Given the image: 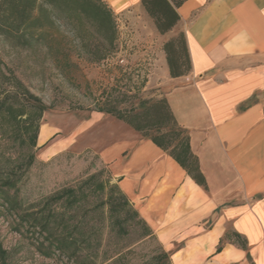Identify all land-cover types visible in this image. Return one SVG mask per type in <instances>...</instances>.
I'll return each instance as SVG.
<instances>
[{
    "label": "rangeland",
    "instance_id": "374dc122",
    "mask_svg": "<svg viewBox=\"0 0 264 264\" xmlns=\"http://www.w3.org/2000/svg\"><path fill=\"white\" fill-rule=\"evenodd\" d=\"M105 1L114 13L117 39L103 60L84 53L66 23L53 29V36L45 33L30 49L0 34V123L7 127L9 112L3 109L8 105L23 113L20 121L37 125L33 160L18 183H6L14 176L5 171L23 148L0 140V264H193L191 251H173L184 238H192L185 234L189 229L181 228L191 215L173 217L172 231L181 234L155 233L95 153L97 145L132 131L106 108L127 110L176 86L167 75L162 52L170 34L156 32L139 0ZM8 153L14 156L11 163ZM70 187H84L86 193L81 207L72 213L74 221H83L76 231L78 242L67 254L55 249L46 257L40 252L42 236L22 210ZM6 193L10 200H20V209L6 202ZM227 232L222 243L234 240L229 227ZM88 234L91 242L84 241ZM90 251L93 258L87 260Z\"/></svg>",
    "mask_w": 264,
    "mask_h": 264
},
{
    "label": "crops",
    "instance_id": "0c3cea01",
    "mask_svg": "<svg viewBox=\"0 0 264 264\" xmlns=\"http://www.w3.org/2000/svg\"><path fill=\"white\" fill-rule=\"evenodd\" d=\"M177 13L164 35L183 32L191 68L176 78L167 68L176 86L163 96L208 189L133 129L95 153L155 233L181 234L173 217L191 215L181 228L192 238L173 251H191L193 264H264V0H185ZM228 227L247 250L222 243Z\"/></svg>",
    "mask_w": 264,
    "mask_h": 264
},
{
    "label": "trees",
    "instance_id": "16d2710c",
    "mask_svg": "<svg viewBox=\"0 0 264 264\" xmlns=\"http://www.w3.org/2000/svg\"><path fill=\"white\" fill-rule=\"evenodd\" d=\"M184 1L139 0V3L157 33L164 35L178 22L177 8ZM65 23L70 26L81 50L92 60H103L115 49V17L105 0H0V34L24 49H30L34 41L39 40L45 33L51 35L53 29ZM162 49L171 78L186 75L190 71L191 63L182 31L175 32L165 40ZM3 110L9 112L10 120L7 127L0 123V140L15 142L18 148H23L21 153L17 154L16 160L13 159V163L10 162L14 158L13 153L7 154V162L11 165L5 174H13L14 177H10L6 183H18L24 178L33 160L37 125L20 121L19 117L23 113L18 112L15 107L7 105ZM105 110L150 138L170 155L197 185L204 190L208 189L199 168L198 157L190 149L189 133L178 124L164 96L141 99L127 110H119L114 106ZM82 184L85 186L88 183ZM99 188L102 190L103 185ZM85 194L84 187H70L62 193L42 197L29 208H23V214L37 227L38 234L43 238L39 241L43 248L40 252L46 257L53 255L55 249L60 254H67L69 247L78 242L76 231L83 221H74L73 214L75 215V211L81 207L79 202L84 199ZM10 198L6 193V202L20 209V200L15 198L12 201ZM57 202H61V206L56 208L54 204ZM70 219L73 220L71 224ZM231 235L242 249L247 250L244 238L237 232H232ZM91 239V234H88L84 241L91 242ZM91 254V251L86 253L87 260L93 258ZM246 255L249 257L248 253Z\"/></svg>",
    "mask_w": 264,
    "mask_h": 264
}]
</instances>
